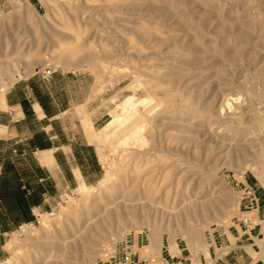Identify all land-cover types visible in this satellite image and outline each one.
I'll list each match as a JSON object with an SVG mask.
<instances>
[{
  "label": "rangeland",
  "instance_id": "1",
  "mask_svg": "<svg viewBox=\"0 0 264 264\" xmlns=\"http://www.w3.org/2000/svg\"><path fill=\"white\" fill-rule=\"evenodd\" d=\"M0 90V264H264V0H0Z\"/></svg>",
  "mask_w": 264,
  "mask_h": 264
},
{
  "label": "crops",
  "instance_id": "2",
  "mask_svg": "<svg viewBox=\"0 0 264 264\" xmlns=\"http://www.w3.org/2000/svg\"><path fill=\"white\" fill-rule=\"evenodd\" d=\"M6 107L9 108V109H13L14 110V112H13L14 115H15V111H18L19 115H20L18 119H20V120H24L25 119V115L23 114L22 109H21V103L14 102L13 105H11V104L8 105V103H5V100L3 99V106L0 107V109H5ZM35 112L37 113V115L41 116V112H40L39 108L36 107V106H35ZM9 125H10V122L7 121V126L9 127ZM8 127H6L7 128V133H8ZM38 160H39V163L41 165H45V166H48V167H50L53 164L52 163L53 161H52V158L50 157L49 151L48 152H41L39 154V159ZM85 187H87V186H85ZM220 264H244V263H240V262H237V261L233 262V260H231L230 258H225V259H221L220 260Z\"/></svg>",
  "mask_w": 264,
  "mask_h": 264
},
{
  "label": "bare ground",
  "instance_id": "3",
  "mask_svg": "<svg viewBox=\"0 0 264 264\" xmlns=\"http://www.w3.org/2000/svg\"><path fill=\"white\" fill-rule=\"evenodd\" d=\"M3 93H4V91L0 90V107L3 106ZM124 109L126 110V107H124ZM130 110H131V108H130ZM40 226H43V227L46 226V224L43 220L40 221ZM257 244H259V243H257Z\"/></svg>",
  "mask_w": 264,
  "mask_h": 264
},
{
  "label": "built area",
  "instance_id": "4",
  "mask_svg": "<svg viewBox=\"0 0 264 264\" xmlns=\"http://www.w3.org/2000/svg\"><path fill=\"white\" fill-rule=\"evenodd\" d=\"M242 224H243V227L245 229H248V227L250 226V220L249 219H244V220H242Z\"/></svg>",
  "mask_w": 264,
  "mask_h": 264
}]
</instances>
